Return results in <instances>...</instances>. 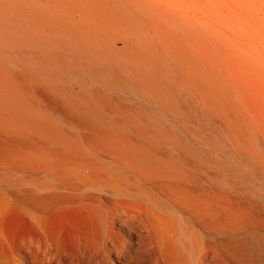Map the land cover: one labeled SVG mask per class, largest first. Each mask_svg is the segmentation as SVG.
<instances>
[{
	"label": "bare ground",
	"instance_id": "obj_1",
	"mask_svg": "<svg viewBox=\"0 0 264 264\" xmlns=\"http://www.w3.org/2000/svg\"><path fill=\"white\" fill-rule=\"evenodd\" d=\"M177 4L0 0V264H264V87Z\"/></svg>",
	"mask_w": 264,
	"mask_h": 264
},
{
	"label": "rangeland",
	"instance_id": "obj_2",
	"mask_svg": "<svg viewBox=\"0 0 264 264\" xmlns=\"http://www.w3.org/2000/svg\"><path fill=\"white\" fill-rule=\"evenodd\" d=\"M173 1L186 7L189 18L202 20L213 29L217 40L215 54L222 59L226 74L245 86L264 87V0ZM245 166L243 169L248 173L249 168ZM239 178L249 196L264 202L260 177L247 174ZM0 226L4 230V224L0 222Z\"/></svg>",
	"mask_w": 264,
	"mask_h": 264
}]
</instances>
